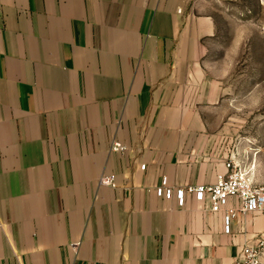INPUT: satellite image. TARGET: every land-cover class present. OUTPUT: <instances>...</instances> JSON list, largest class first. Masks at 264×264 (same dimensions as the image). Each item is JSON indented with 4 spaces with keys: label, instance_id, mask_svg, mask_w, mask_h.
I'll use <instances>...</instances> for the list:
<instances>
[{
    "label": "crops",
    "instance_id": "crops-1",
    "mask_svg": "<svg viewBox=\"0 0 264 264\" xmlns=\"http://www.w3.org/2000/svg\"><path fill=\"white\" fill-rule=\"evenodd\" d=\"M224 1L0 0V264H232L264 239V214L226 231L175 196L238 155L206 56Z\"/></svg>",
    "mask_w": 264,
    "mask_h": 264
},
{
    "label": "rangeland",
    "instance_id": "rangeland-1",
    "mask_svg": "<svg viewBox=\"0 0 264 264\" xmlns=\"http://www.w3.org/2000/svg\"><path fill=\"white\" fill-rule=\"evenodd\" d=\"M252 1L211 5L217 32L206 56L225 73V124L238 146L236 162L254 182L264 183V4Z\"/></svg>",
    "mask_w": 264,
    "mask_h": 264
},
{
    "label": "built area",
    "instance_id": "built-area-1",
    "mask_svg": "<svg viewBox=\"0 0 264 264\" xmlns=\"http://www.w3.org/2000/svg\"><path fill=\"white\" fill-rule=\"evenodd\" d=\"M113 150H122L120 142L114 141ZM236 155L230 152L224 162L225 172L218 174L216 180L210 184L186 185L175 190V196L180 203L185 193L196 194L200 199L209 201V209L213 212L222 211L224 228L228 231L230 223L238 213L264 214V183L254 182L236 162ZM104 185H114V176L105 175L100 178ZM163 178L161 186L156 189L158 194L170 197L172 189L165 186ZM230 199H235L237 208L228 206ZM264 249V239L255 243L245 244L235 255L232 264H261L260 257Z\"/></svg>",
    "mask_w": 264,
    "mask_h": 264
},
{
    "label": "bare ground",
    "instance_id": "bare-ground-1",
    "mask_svg": "<svg viewBox=\"0 0 264 264\" xmlns=\"http://www.w3.org/2000/svg\"><path fill=\"white\" fill-rule=\"evenodd\" d=\"M264 29V28H263Z\"/></svg>",
    "mask_w": 264,
    "mask_h": 264
}]
</instances>
